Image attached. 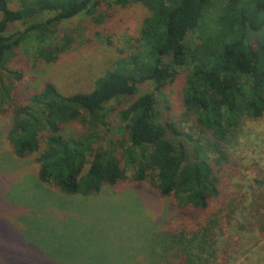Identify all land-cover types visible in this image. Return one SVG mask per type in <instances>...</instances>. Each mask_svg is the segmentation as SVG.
I'll list each match as a JSON object with an SVG mask.
<instances>
[{
	"label": "trees",
	"instance_id": "16d2710c",
	"mask_svg": "<svg viewBox=\"0 0 264 264\" xmlns=\"http://www.w3.org/2000/svg\"><path fill=\"white\" fill-rule=\"evenodd\" d=\"M99 3L33 0L11 9L0 0V68L22 58L20 49L30 36L50 37L62 21L90 14ZM114 3H141L150 13L132 53L106 68L90 91L63 94L47 80L24 95L17 84L20 69L6 70L10 80L0 75L5 144L18 160L35 164L41 183L66 195L120 185L126 181L125 162L129 181L170 200L154 263L208 264L221 222L232 218L242 202L233 192L241 173L233 149L244 121L264 117V46L245 41V26L257 28L264 21V0ZM219 6L221 15H216ZM46 11L53 16L30 22ZM17 23L25 28L12 31ZM67 46L48 45L38 55L51 63ZM180 77V113L162 118L155 93H139V87L152 82L160 90ZM254 225L264 237V214L256 212ZM17 235L19 241L4 254L13 250L20 258L22 249L29 250L20 264H49L36 245Z\"/></svg>",
	"mask_w": 264,
	"mask_h": 264
},
{
	"label": "rangeland",
	"instance_id": "374dc122",
	"mask_svg": "<svg viewBox=\"0 0 264 264\" xmlns=\"http://www.w3.org/2000/svg\"><path fill=\"white\" fill-rule=\"evenodd\" d=\"M7 1L11 9H18L33 0ZM99 1L92 13L62 21L50 37L30 36L20 49L22 58H11L0 68V75L10 80L6 70L20 69L23 76L17 84L24 95L47 80L63 94L90 91L106 68L132 53L134 38L150 13L141 3ZM221 10L219 6L215 14L221 15ZM52 16L46 11L30 22ZM24 28L17 23L10 29ZM64 43L68 44L65 51L51 63L38 55L45 46ZM181 87L182 77L160 90L146 82L139 93L153 91L164 118L180 113ZM5 132L0 118V264H20L26 260L23 256L32 253L22 249L20 258L13 250L4 254L9 244L19 241L17 234L36 245L49 264H141V260L155 264L165 231L161 219L170 200L156 198L149 187L129 181L132 173L123 161L126 181L120 185H104L87 195L54 191L39 181L33 162L18 160L8 149ZM233 151L241 163L233 192L242 202L232 218L221 222L215 249L207 252L208 264H264V237L254 225L256 212L264 214V117L244 121Z\"/></svg>",
	"mask_w": 264,
	"mask_h": 264
},
{
	"label": "water",
	"instance_id": "95a60500",
	"mask_svg": "<svg viewBox=\"0 0 264 264\" xmlns=\"http://www.w3.org/2000/svg\"><path fill=\"white\" fill-rule=\"evenodd\" d=\"M254 40L264 46V21L257 28H253L249 24L245 26V41L250 42Z\"/></svg>",
	"mask_w": 264,
	"mask_h": 264
}]
</instances>
